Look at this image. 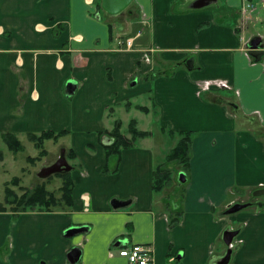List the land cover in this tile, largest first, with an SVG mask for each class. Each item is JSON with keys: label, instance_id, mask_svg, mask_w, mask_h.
Here are the masks:
<instances>
[{"label": "crops", "instance_id": "obj_1", "mask_svg": "<svg viewBox=\"0 0 264 264\" xmlns=\"http://www.w3.org/2000/svg\"><path fill=\"white\" fill-rule=\"evenodd\" d=\"M120 1L113 14L106 0H0V166L7 163L5 132L23 141L30 132L67 129L46 141L63 148L74 183L72 206L18 216L0 211V264H74L72 249L81 250L77 264H128L118 252L132 243H152L154 264H264V200L249 202L264 189V56L250 55L257 38L264 51V38L249 31L264 21V0L263 14L256 12L260 0ZM120 38H135L134 46L120 47ZM155 68L159 73L147 78ZM139 97L146 102L134 101ZM121 108L158 112L163 136L196 132L185 183L153 190L156 161L175 139L152 134L106 156L108 139L97 134L112 128L106 112ZM61 156L42 157L38 168ZM119 201L125 204L115 208ZM236 202L250 206L227 214ZM177 210L181 219L170 227ZM72 226L85 229L66 235ZM228 230L238 231L232 248Z\"/></svg>", "mask_w": 264, "mask_h": 264}, {"label": "trees", "instance_id": "obj_2", "mask_svg": "<svg viewBox=\"0 0 264 264\" xmlns=\"http://www.w3.org/2000/svg\"><path fill=\"white\" fill-rule=\"evenodd\" d=\"M162 65L165 64H158V67ZM156 69L157 68L148 72L146 77L154 79V76L159 73L156 72ZM171 69H175V66L171 65L169 70ZM132 104L133 103L131 101H127L124 105L128 107ZM134 106H137L138 109L149 111V108L146 106L140 104ZM108 115L113 117L115 116V112H107V116ZM113 125L114 126H112L111 129L99 131L97 134L100 140H104L105 138L108 139V141L105 140L102 143L107 157L120 156L123 149L134 147L137 145L139 140L148 138L153 134L152 131L140 129L138 127V120L135 118L128 122L126 132L123 131V123L119 119L115 118ZM166 132L170 134V137L173 135L178 139L175 146L166 153L164 159L156 161L153 171V190L156 193L162 192L166 188L171 187L175 180L179 181L175 175V170L166 167V164L169 162H176L180 169L183 168L184 172H186L185 175L187 178V173L190 168L192 142L196 135V132L193 130L178 132L166 130ZM69 133L70 130L67 129H63L58 132L46 130L38 133H28L29 140L39 150L37 156H28V161L30 163H35L37 160H40L48 154L47 149L44 148L46 140L52 139L54 141H58L60 138ZM3 140L8 146V149L13 153H18L25 149L24 144L14 132H5L3 134ZM66 156L68 160H73L76 158V153L72 150V148H68L66 149ZM104 171H110L108 169V165L104 167ZM53 176H59V178H62V184L56 190L48 188L49 180H51V177ZM20 184L21 177L19 176H15L10 181L5 183L4 200H0V211L10 210L14 216H18L22 212L26 211H51L73 205L72 194L74 183L71 172L63 171L56 173L49 176L45 180H39L33 185V187L30 188L20 186ZM14 186L18 187L21 192L19 193ZM181 216L182 212L180 210H177L175 213H171L169 217L170 227L176 226L179 223Z\"/></svg>", "mask_w": 264, "mask_h": 264}, {"label": "rangeland", "instance_id": "obj_3", "mask_svg": "<svg viewBox=\"0 0 264 264\" xmlns=\"http://www.w3.org/2000/svg\"><path fill=\"white\" fill-rule=\"evenodd\" d=\"M262 9H263L262 0H260V5L258 6V8L256 10L257 14H260V13L263 14L264 10L261 12ZM248 11H249V7L247 5L245 15L248 13ZM249 31H250V34L252 33L251 35H263V38H264V21L262 20L260 22H253L249 27ZM146 99L147 98L142 99V97H139L134 101H137L138 103H140V102L145 103ZM148 113H150V114H146V112H140L138 110H132L131 112H125L124 109L121 108V109H117V112H115V116L112 117L109 115L107 116V112H106L107 119L105 121V125H106V128H111L112 126H114L113 125L114 119L117 118L120 121H122V123H123L122 129L124 132H126L128 122L131 119L135 118L136 120H138V127L140 129H143V130L152 131L153 134H156V139L159 138L160 140H166V143H169V144L173 143L172 140H174V139H175V141H177L178 138L174 137L173 135L171 137L169 135L163 136L161 133L157 132L159 129L158 128L159 126L157 125L158 115H155V113L157 114L158 112H148ZM238 119L243 123L250 124V126L255 122L254 120H248L247 118L241 117L240 115L238 116ZM254 125H256V124L254 123ZM165 134H166V131H165ZM70 140H71V137L69 136L67 138H64L62 142L65 144H69ZM22 142H24V144L26 145L25 149L18 152V153H13L12 151H10L7 148V146H5V147L8 149V151L6 150V148H3V150L6 153L7 163H5V165L0 166V200H2V201L4 200L5 183L6 182L10 181L15 176H19V177H21L20 186L30 188L32 183L36 182L37 179L39 178L38 174H39V172H41L42 168L40 169L38 167L41 166V163L43 161L50 162L55 157V155H57V153H60V155H61V153H63V148L60 151H58L59 147L56 148V146H54L53 141H46L44 148L47 149L48 151H51L52 153H50V155H48V156H45L43 158L42 162H40V161L36 162L37 166H34L33 163H30L28 161V156H37L39 153V150L34 146L33 143H31L29 140H27L25 138L23 139ZM175 144H176V142L173 144V147L175 146ZM13 157L15 159H13ZM11 158H12V160H11ZM159 160H162V159H159ZM70 163L73 166H75L76 163L78 164L76 159L70 161ZM168 166L171 168L176 167V169H174V170H175V175L179 179L178 182H181V184L186 182V180H187L186 175H185L186 172H184L183 168L179 169L176 162H171V163L169 162L166 164L167 168H168ZM76 167H77V165H76ZM24 169H26V170H24ZM183 175H184L185 181L180 180V177ZM41 180H43V179H41ZM51 180H53V182L50 186L48 185L49 186L48 188L54 189V190L58 189L59 184L62 183V180L56 176H53L51 178ZM178 182H176V183H178ZM14 188L16 190H18L19 193L21 192L18 187L14 186ZM180 191H182V190L180 189ZM252 194H253V196H250L249 202L252 203L253 205L254 204L257 205V202L259 201L260 198H261V200H264V194L261 195L260 197H255L254 192ZM84 200L86 201L85 204H86L87 209H89V205H90L89 198L84 197Z\"/></svg>", "mask_w": 264, "mask_h": 264}, {"label": "water", "instance_id": "obj_4", "mask_svg": "<svg viewBox=\"0 0 264 264\" xmlns=\"http://www.w3.org/2000/svg\"><path fill=\"white\" fill-rule=\"evenodd\" d=\"M125 1H127V0H125ZM120 2H121L120 0H106V2H105L106 8L108 9L109 12L116 14V12H113L111 10V8H112V6L113 7L118 6L119 4H121ZM260 41L261 40L259 38H257L251 42L252 49L250 50V55L252 57H254L255 60H260L264 56V51L257 50L258 48H260V46H259ZM63 153H62L61 158L58 160V162L56 164H54L50 167L43 168L41 170V172H40L41 177H48L51 174H54L57 172L69 171L72 168L68 164L66 158L63 156ZM180 180L185 181L184 175L180 177ZM263 193H264V189H258L257 191L256 190L254 191L255 196H260ZM117 204H118V206L117 205H113V206L115 208H117V207L123 206L125 204V202L119 201ZM248 206H250L249 202H246V203L236 202V203L228 206L226 213L232 214V213L238 212V211H240V210H242ZM84 229H85L84 226H72V227L68 228V230L66 231V235H68V236L73 235L77 232L83 231ZM237 234H238V231H230V230L226 231L224 233V240H225L226 244L230 246V244L233 241V238ZM231 252H232V249L229 247L228 256H227V258L225 257L224 260L221 261V263H227L228 262L229 257L231 255ZM68 255H69L70 261L74 264H77L80 260V257H81V250L72 249Z\"/></svg>", "mask_w": 264, "mask_h": 264}, {"label": "built area", "instance_id": "obj_5", "mask_svg": "<svg viewBox=\"0 0 264 264\" xmlns=\"http://www.w3.org/2000/svg\"><path fill=\"white\" fill-rule=\"evenodd\" d=\"M253 7V4L250 5ZM242 12L246 13V6H242ZM139 35V34H138ZM135 38H120L118 45L120 47L132 48ZM232 248V244H230ZM119 256L127 259L128 264H154L155 248L152 243H132L119 248Z\"/></svg>", "mask_w": 264, "mask_h": 264}]
</instances>
